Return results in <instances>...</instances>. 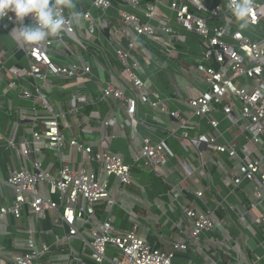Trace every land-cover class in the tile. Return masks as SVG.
Segmentation results:
<instances>
[{"label": "crops", "instance_id": "obj_1", "mask_svg": "<svg viewBox=\"0 0 264 264\" xmlns=\"http://www.w3.org/2000/svg\"><path fill=\"white\" fill-rule=\"evenodd\" d=\"M212 1L225 5L224 0ZM73 2L74 7L66 9L70 13H80L87 8L101 23L99 29L94 35L87 36L85 22L77 17L76 34L65 36L64 42L54 41L50 55L57 63L81 62L90 65L89 74L73 79L50 76L44 83L40 79L34 81L23 73L29 59L24 50L17 47L18 38H14L16 34L11 31L15 26L19 28V21L17 24L0 25V180L12 170L31 168L33 160L40 161L42 167L56 178L63 158L74 168L82 166L107 181L114 204L97 206L95 214L98 219L110 220L118 233L137 224V235L158 248L170 250L173 243L187 237L191 223L183 207L198 211L215 210L216 227L201 234L197 242L188 240V249L174 252L171 264H264V244H259V240L264 239V224L252 222V217L259 211H249L248 215L243 211L250 197V184L244 182L232 192L224 184V170L231 173L236 159L220 156L203 146L200 152L189 151L181 139L179 122L171 115L172 112H180L189 116L188 98L207 88L195 71L205 48L204 41L175 22L174 13L168 8L171 0H138L134 5L129 0H111L112 7L105 12L91 7L88 0ZM148 2L155 5L159 16L167 18L158 20L156 17L151 24L157 28V34L163 35L162 38L168 42L165 46L159 43L161 39H157L158 42L141 36L133 55L141 66L140 73L148 84L151 101L156 102L159 108L163 105L166 112L149 103H137L133 115L135 124H131L119 101L96 100L106 82H120L121 66L115 50L126 48V39L119 31L118 10L133 12L141 17ZM226 23L251 39L264 40V25L258 30L248 26L241 29L238 26L240 22L232 13L225 17L207 18L210 27ZM163 25H170L174 33L166 37L161 33ZM172 36L178 37L168 40ZM206 64L220 68L212 59ZM11 67L22 70V73L14 74L10 71ZM247 81L238 79L241 85H247ZM35 83L40 86V95L45 102L36 99ZM24 90H28L32 98H24ZM73 96L78 100L74 113L69 110ZM91 100L96 103H90ZM53 113L59 114L61 130L66 138L76 135L94 148H100L105 139L104 147L120 155L130 165V184H120L113 176L105 177L97 164L68 145L62 149L43 147L39 152H31L28 158H23L20 155L22 143L30 142L31 131L43 128V120ZM114 117L113 126L103 124ZM209 117L216 120L217 128H213L205 118H193L190 134L216 136L220 143L234 144L237 152L247 158L259 155V145L254 146L245 138L240 123L234 122L221 109L214 110ZM145 137L152 141L163 140L166 146L169 160L158 171L142 161L133 162ZM9 141L15 146H10ZM184 164L193 168L192 175H187ZM203 165L207 172H201ZM198 190L203 192L202 197L195 195ZM40 191L46 197L58 199V194L51 192L46 183L40 186ZM14 194V190L2 182L0 207L9 206ZM222 195L227 196L229 210L216 205ZM59 212L49 210L44 217L36 218L23 206L19 218L9 213L0 217V264L22 252L30 237L40 252L39 261L42 264H93L91 249L85 238L77 236L68 239L67 227L61 221ZM90 227L91 223L84 224V228ZM84 228L80 227V230ZM112 252L110 250L108 254L112 255Z\"/></svg>", "mask_w": 264, "mask_h": 264}, {"label": "built area", "instance_id": "obj_2", "mask_svg": "<svg viewBox=\"0 0 264 264\" xmlns=\"http://www.w3.org/2000/svg\"><path fill=\"white\" fill-rule=\"evenodd\" d=\"M224 1L225 5L212 0H171L168 4V8L174 13L175 22L184 30L197 34L204 41L205 48L196 63L195 71L207 86L203 92L188 98L187 105L191 111L189 116H183L180 112H172L171 115L179 122L181 139L189 151L200 152L203 146L220 156L236 159L231 173L224 170V184L229 186L230 192L240 188L244 182L250 184V197L243 206V211L248 215L249 211L258 210L259 213L252 217V222L260 225L264 224L262 210L264 208V40L251 39L242 31L233 29L228 23L210 27L207 18H220L232 13L229 0ZM88 2L91 7L103 12L112 7L111 0H88ZM129 2L134 5L138 0H129ZM250 5L247 26L258 30L264 25V0H250ZM155 9V5L148 2L141 17L133 12L118 10L119 23H121L119 31L126 39V48L115 50L121 66L120 82H106L100 88L96 100L97 102H108L112 99L119 101L131 124H135L133 115L137 103H149L154 108L166 112L163 105L159 108L156 102L151 101L148 84L140 73L141 66L133 55L137 40L141 36L161 39L162 43L157 41L162 45L168 42L166 38H162L163 35L157 34V28L151 24V20L156 17L158 20L167 19L159 16ZM59 10L65 16L66 23L57 36L49 37L43 44L17 40V47L24 50L29 59L23 73L34 81L40 79L44 83L50 76L73 79L90 73V65L81 62H55L50 55V48L54 41L64 42L65 36L76 34L77 17H81L85 22L87 36L94 35L101 23L99 24L87 8L76 17L66 8ZM17 22L12 12L0 18V25L17 24ZM23 22L35 23L31 14L25 17ZM161 33L167 37L174 31L170 25H163ZM176 37H168V40ZM211 59L215 60L220 68L215 69L207 65L206 62ZM10 71L14 74L22 73V70L16 67H11ZM239 78L248 80L249 83L241 85L238 82ZM33 86L36 99L45 102V98L40 95V86L36 83ZM22 96L26 99L32 98L28 90H24ZM96 101L91 100L90 103ZM77 108L78 100L73 96L69 102V110L74 113ZM216 109H221L234 122L241 124L242 129L241 127L240 129L245 138L247 137L252 145H259L258 156L247 158L246 155L237 152L234 144L220 143L216 136L190 134L193 118H205L213 128H217L216 120L209 117ZM115 120L116 117L110 118L103 124L113 126ZM9 144L15 146L12 141H9ZM65 145L85 155L88 161L97 164L105 177L113 176L120 184H130V165L125 163L120 155L104 147L105 139L101 142L100 148H94L82 142L76 135L66 138L61 130L59 114L53 113L45 117L43 128L31 131V140L22 143L20 155L28 158L31 152H39L43 147L62 149ZM168 160L169 154L164 141H152L145 137L140 142L133 162L142 161L152 170L158 171ZM183 168L187 175H192L194 172L187 164H184ZM201 172H207L204 165ZM2 182L10 186L15 194L9 206L0 207V217L9 213L19 218L21 209L25 206L36 218H42L49 210L59 212L61 207L59 216L67 227V238L77 236L85 238L91 249L93 264H171L174 252L188 249V240L197 242L201 234L214 229L218 224L215 210L198 211L191 207H183V212L191 223L188 235L185 239L173 243L170 250H165L141 239L137 235V224H133L123 233H118L110 220L96 217L95 207L102 203L111 206L114 204V199L107 181L101 180L92 170L82 166L74 168L62 158L58 175L54 178L47 168L42 167L40 161L33 160L31 168L21 167L12 170L6 178L0 180V184ZM43 183L47 184L51 192L58 194L57 200L41 193L40 186ZM195 195L202 197L203 192L198 190ZM228 203L227 196L222 195L216 205L220 206V209L229 210ZM86 222L91 223L90 228H84ZM80 227L84 230L81 231ZM259 244L263 245L264 239L259 240ZM110 250L113 251L112 255L108 254ZM39 259L40 252L36 250L34 241L30 237L24 245V250L16 253L4 264H42Z\"/></svg>", "mask_w": 264, "mask_h": 264}, {"label": "clouds", "instance_id": "obj_3", "mask_svg": "<svg viewBox=\"0 0 264 264\" xmlns=\"http://www.w3.org/2000/svg\"><path fill=\"white\" fill-rule=\"evenodd\" d=\"M59 5V7H58ZM73 0H0V18L14 13L15 20L20 23L11 30L15 37L25 43L43 44L49 37L57 36L65 26L66 18L60 8H73ZM229 8L240 22L241 29L247 26V17L250 12V0H229ZM31 14L34 24H24L25 17ZM78 16V13H73Z\"/></svg>", "mask_w": 264, "mask_h": 264}, {"label": "trees", "instance_id": "obj_4", "mask_svg": "<svg viewBox=\"0 0 264 264\" xmlns=\"http://www.w3.org/2000/svg\"><path fill=\"white\" fill-rule=\"evenodd\" d=\"M97 206H99V205H97ZM97 206L95 207V213H96V211H97Z\"/></svg>", "mask_w": 264, "mask_h": 264}]
</instances>
